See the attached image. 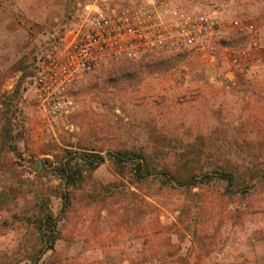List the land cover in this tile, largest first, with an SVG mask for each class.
<instances>
[{
	"label": "rangeland",
	"instance_id": "1",
	"mask_svg": "<svg viewBox=\"0 0 264 264\" xmlns=\"http://www.w3.org/2000/svg\"><path fill=\"white\" fill-rule=\"evenodd\" d=\"M138 2L0 0V94L20 79L28 88L21 148L31 159L22 165L9 153L0 173V264L34 263L41 245L31 222L42 201L58 218L59 239L38 264H264V0H220L228 22L258 26V48L228 28L221 39L180 50L165 73L145 66L123 84L119 60L87 74L72 88L78 109L67 119L48 121L39 106L35 77L53 48L98 8ZM178 2L198 12L210 0ZM91 148L160 151L180 174L224 165L252 188L229 197L218 187H137L107 161L94 171L81 165L63 210L62 181L43 163Z\"/></svg>",
	"mask_w": 264,
	"mask_h": 264
},
{
	"label": "built area",
	"instance_id": "2",
	"mask_svg": "<svg viewBox=\"0 0 264 264\" xmlns=\"http://www.w3.org/2000/svg\"><path fill=\"white\" fill-rule=\"evenodd\" d=\"M228 28L249 35L251 45L259 47L258 26L247 19L228 22L220 0H210L208 9L198 12L184 9L178 0L98 8L40 67L34 85L37 101L48 121H62L77 111L72 88L87 74L110 62L180 51L209 37L221 39ZM240 63L235 56L233 64Z\"/></svg>",
	"mask_w": 264,
	"mask_h": 264
},
{
	"label": "trees",
	"instance_id": "3",
	"mask_svg": "<svg viewBox=\"0 0 264 264\" xmlns=\"http://www.w3.org/2000/svg\"><path fill=\"white\" fill-rule=\"evenodd\" d=\"M176 52L138 60H121L125 65L118 70L121 72L118 80L123 84L136 80L140 70L145 66L155 67L162 73L168 72L175 67V62L180 59V52ZM27 89L22 86V79H20L11 93L0 94V173L7 168L6 156L9 153H12L19 160L18 163L22 165L31 161L21 148V142L25 136L21 101ZM67 153L64 158L43 163L44 168L49 167L52 173L62 181L63 189L59 192L58 197L63 201V210H66L70 205L71 189L83 177L81 165L89 171H94L107 161L112 163L118 174H128L130 183L137 187L156 183L162 191L179 189L185 193H193L196 189L206 187H218L221 195L229 197L239 195L246 197L249 194L248 190L252 188L248 182L238 181L232 169L224 165H216L208 170L203 169L199 173L189 171L186 174H180L179 170L160 157V151L119 149L104 154V152L91 148L80 152L68 151ZM258 179L264 183V169L260 172ZM195 195L200 196V200H202L201 193ZM38 205L36 203V207ZM44 205L45 201H42L40 206L42 210L34 214L31 222L35 226L41 245L37 249L33 264H38L48 251L54 250L59 239L58 218L51 212L43 211ZM197 207L202 209L203 206L197 205Z\"/></svg>",
	"mask_w": 264,
	"mask_h": 264
}]
</instances>
